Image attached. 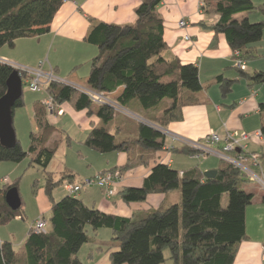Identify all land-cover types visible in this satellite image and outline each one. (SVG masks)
I'll use <instances>...</instances> for the list:
<instances>
[{
	"label": "trees",
	"instance_id": "obj_1",
	"mask_svg": "<svg viewBox=\"0 0 264 264\" xmlns=\"http://www.w3.org/2000/svg\"><path fill=\"white\" fill-rule=\"evenodd\" d=\"M65 1L73 0H0V49L4 46L13 48L18 39L48 33L56 12ZM163 1L141 0L135 10L133 25L90 20L85 41L96 46L98 54L91 61L86 86L109 96L122 87L116 99L122 107L136 100L142 109L149 110L164 99L170 100V107L156 120L161 127H166L180 118V106L196 102L194 95L202 86L197 66L166 61L160 56L167 48L163 38L164 23L156 13ZM256 10L264 15V7H255L251 0H202L201 5L203 13L219 16L211 29L216 36L224 35L230 50L242 61L255 58L250 47L263 37L264 21L252 23L248 20V15ZM13 70L10 65L0 62V98L6 92V81ZM20 77L26 79L25 74ZM215 80L223 94L229 91L230 81L221 76ZM250 80L262 83L264 74L257 73ZM44 89L45 101L51 97L55 108L68 103L76 111H86L88 116L95 114L103 125L115 115V111L107 106L93 110L91 100L70 86L52 82ZM182 90L188 95L180 101ZM23 106L21 97L14 103L13 115ZM47 114L44 103L43 107L35 109L38 131L30 133L27 152L17 140L12 148L0 145V163L18 164L29 157L33 165L44 170L48 167L57 143L48 144L56 129L48 123ZM103 125L91 127L84 146L99 154L128 153L130 143H117ZM134 142L144 150L156 152L163 149L164 136L141 124ZM184 152L190 156L201 155L189 146ZM138 164H147V161L130 156L125 166L111 171L118 170L123 176ZM216 171L214 178L206 179L197 168L179 173L166 164L155 163L140 187H124L116 196L126 204H134L145 202L152 194L179 189L180 203H164L129 218L87 207L71 195L55 201L52 192L63 181L53 183L52 176L47 173L45 192L51 201L50 231L41 234L30 231L20 254L11 243L0 241V264H83L77 256L79 250L84 244L95 243L87 226L93 231L110 230L111 238L103 245L109 264H166V261L169 264H233L240 243L246 239L245 209L253 194L243 189V184L250 181L234 166L220 162ZM12 188L17 189V184L0 188V227L16 217L22 218L21 207L13 211L5 203L4 195ZM166 251L169 253L167 258Z\"/></svg>",
	"mask_w": 264,
	"mask_h": 264
},
{
	"label": "crops",
	"instance_id": "obj_2",
	"mask_svg": "<svg viewBox=\"0 0 264 264\" xmlns=\"http://www.w3.org/2000/svg\"><path fill=\"white\" fill-rule=\"evenodd\" d=\"M140 2L141 0L65 1L56 12L48 33L39 37L18 39L13 48L2 47L0 60L30 69L36 68L42 63L43 70H51L56 78L69 84L87 87L86 82L91 61L98 54L97 47L85 41L90 28V20L121 26L133 25L136 20L135 10ZM251 2L255 7H264V0H251ZM201 5L202 0H165L156 9L157 15L164 23L163 38L167 46L160 56L166 61L176 60L181 65L192 64L198 68L202 89L194 95L196 102L180 106L178 114L180 118L169 123L166 127H161L156 120L170 107L171 101L167 99L162 100L155 108L149 110L142 109L136 100H131L123 108L134 117L115 112L112 120L106 125H103L95 114L88 116L85 111L89 118V123L85 128V132H87L85 137L93 125H103L114 136L117 143L129 142L131 145L128 153L111 152L101 155L98 153L100 156L96 158L97 163L94 167H90L85 178L90 179L101 172L114 168L119 169L126 165L130 156H139L143 162L147 161V164H138L126 172L122 177L120 189L140 187L155 163L166 164L179 173L187 172L193 168H197L202 174L206 171L217 170L218 162L221 161L216 156H190L184 152V149L193 142L204 143L206 136L210 133L223 137L227 132H236L250 136L259 134L245 142V151L259 155L258 164L251 166V169L255 175L264 179V108H262L264 82L255 83L250 80L257 73L264 74V33L262 39L250 47L256 57L243 61L244 69H240L235 64L236 58L227 45L224 35L216 36L211 29L218 22L219 16L203 13ZM248 20L250 22L264 21V15L256 10L248 15ZM180 21H184L186 26L179 27ZM218 76L231 82L229 91L225 94L222 93L219 83L215 80ZM67 79L69 81H66ZM80 83H84L85 86ZM122 89V87L118 88L110 97L116 101ZM32 93H41L47 96L45 89ZM187 95L186 91H180V101ZM44 102L45 99H41L32 105L33 120L35 109L43 107ZM92 107L95 110L98 106L93 105ZM71 109L76 111L68 103L56 105L54 112L47 114L48 123L54 127L56 122L66 115L67 111L71 114ZM141 124L159 131L164 136L162 150L156 152L144 150L134 142L137 139L138 126ZM53 136L48 143L49 146L55 142L50 143ZM207 146L214 150L220 147L218 145ZM59 175L58 179L65 178L64 183L68 181L72 184H82L84 181L74 179V173L66 168ZM53 183L57 182L53 181ZM243 189L252 193L253 199L245 209L246 239L240 243L233 264H264V258H262L264 250V193L253 182L243 184ZM63 191L65 193L61 198L68 195L65 190ZM80 192L82 194L78 199L87 207L125 218L131 217L134 213L156 209L164 203H180L179 189L165 194H152L145 202L134 204H126L118 196L116 198V195L106 198L103 191L94 184L83 186ZM23 220L22 215V218L16 217L7 225L0 227V241L11 243L18 254L21 253L23 243L31 230L29 225L27 231L25 230L26 233L16 243L17 238L14 230L20 226L21 221L24 222ZM46 231H50L49 224L46 225ZM98 233V231H94V234H89V236L95 237V243H88L94 246L89 249L88 258L90 259L96 257L95 254L106 252L105 247L99 244ZM81 262L85 264L83 261ZM96 262L90 261V264H103L105 259Z\"/></svg>",
	"mask_w": 264,
	"mask_h": 264
},
{
	"label": "rangeland",
	"instance_id": "obj_3",
	"mask_svg": "<svg viewBox=\"0 0 264 264\" xmlns=\"http://www.w3.org/2000/svg\"><path fill=\"white\" fill-rule=\"evenodd\" d=\"M66 81H69V79H67ZM53 83L60 84L58 82ZM23 85L22 98L24 106L14 112L15 115L13 118V127L16 140L19 142L22 150L24 152H27L30 144L29 135L32 132H36V124L33 120L32 114V105L35 103V101L45 99L46 96L45 94L41 93H32L28 89L27 83L25 82H23ZM80 85L85 86L84 83H80ZM75 90L80 92L79 89ZM65 105L68 106L67 104ZM129 115L133 116L132 114ZM88 123L89 118L87 117L85 111L74 110L71 111V114L67 111L66 115L63 118L59 119L58 122H56V124L54 125L56 133L54 134L50 143L56 141L57 150L52 161L45 170L39 166L33 165L30 162L29 157H26L22 162L18 164L11 162L0 163V188L7 184L16 183L18 195L21 201L20 212L21 215H23L24 222L21 221L20 226H18L14 230L15 236L17 238L16 243L26 233L27 227L29 225L31 228L32 224L34 223L33 220H35L36 217L38 218L40 216H43L47 221V224L49 223L51 201L49 200V197L45 192L47 173L52 176V180L54 182L63 181L65 178L58 179V177L60 176L59 173L63 172L64 168H66L74 173V179L89 180V178L85 177L88 175L87 173H89L90 167L95 166V163H97L96 158H99L98 156H100L101 154L99 155L94 151H90V149L85 147L83 144L86 138L85 135L87 133L85 132V128L87 127ZM218 164H220V162H218ZM67 182L68 181H66V183ZM63 190H65L64 182L59 186H56V188L52 192V198L55 201H59L62 194L65 193ZM81 194V192H78L73 194V196L79 198ZM116 198L118 197L116 196ZM225 204L226 198H224L223 202L224 206ZM24 227L25 229H23ZM87 230L88 234H94V231L91 229V227L87 226ZM99 230H97L99 232L97 234L99 239L98 241L99 244L104 245L109 241L111 232L107 229H101L100 231ZM91 248H94V246L89 244H84L82 246L79 252V258L81 261H83L85 264H90V261L97 263L96 261L105 259V263L103 262V264H109L107 254L104 252L95 254L94 256L96 257H94L93 259L88 258L89 249ZM167 257H169V253L166 251L165 258ZM169 263L170 262L166 261V264Z\"/></svg>",
	"mask_w": 264,
	"mask_h": 264
},
{
	"label": "built area",
	"instance_id": "obj_4",
	"mask_svg": "<svg viewBox=\"0 0 264 264\" xmlns=\"http://www.w3.org/2000/svg\"><path fill=\"white\" fill-rule=\"evenodd\" d=\"M178 25L179 27L183 28L186 26V23L184 21H180ZM234 56L236 57V66L240 69H244V62L239 58V55L235 53ZM0 62L10 65L12 68H14V70L18 71L19 75L25 74L26 81L21 78L22 83H27L28 89L32 92H39L48 86V84L52 82H58L74 89H79V91L85 94L91 100L92 104L96 106H107L115 112H120L126 115L130 114L108 94L103 92H94L88 87H80L62 81L56 78L51 70L44 71L42 68V63H40L36 68L30 69L11 64L5 60H0ZM44 104L47 113L52 114L55 110V105L53 104L52 98L48 97ZM257 136H259V134L250 136L245 133L227 132L223 137H221L215 133H210L208 136H206L204 144L191 143L188 145L190 148L199 151L201 155L216 156L220 161L234 166L250 182L255 183L264 193V179L255 175L251 169V166H256L258 164L259 155L255 153H246L245 151V142ZM207 145H218L220 147L217 150H214L209 148ZM122 177L123 176L118 170H108L95 175L92 179L84 180L82 184H72L70 182H65L64 189L68 195L72 196L73 194L78 193L83 186L94 184L97 188L103 191L106 198H112L119 190ZM46 225V220L43 216H40L34 220L30 231L36 234L46 233ZM262 258H264V250L262 251Z\"/></svg>",
	"mask_w": 264,
	"mask_h": 264
},
{
	"label": "water",
	"instance_id": "obj_5",
	"mask_svg": "<svg viewBox=\"0 0 264 264\" xmlns=\"http://www.w3.org/2000/svg\"><path fill=\"white\" fill-rule=\"evenodd\" d=\"M23 83L17 70H13L6 81V92L0 98V145L4 148H12L16 143L13 127V106L22 97ZM217 171L211 170L203 173L206 179H212ZM4 200L6 205L13 211L21 206V201L16 188L9 189Z\"/></svg>",
	"mask_w": 264,
	"mask_h": 264
}]
</instances>
